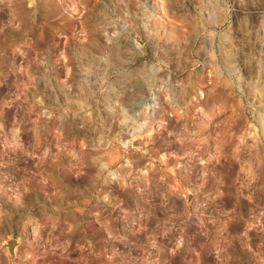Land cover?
Returning <instances> with one entry per match:
<instances>
[{
	"label": "rangeland",
	"instance_id": "rangeland-1",
	"mask_svg": "<svg viewBox=\"0 0 264 264\" xmlns=\"http://www.w3.org/2000/svg\"><path fill=\"white\" fill-rule=\"evenodd\" d=\"M0 264H264V0H0Z\"/></svg>",
	"mask_w": 264,
	"mask_h": 264
}]
</instances>
